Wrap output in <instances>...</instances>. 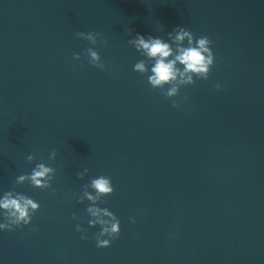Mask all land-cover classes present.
I'll return each instance as SVG.
<instances>
[{"label": "water", "instance_id": "1", "mask_svg": "<svg viewBox=\"0 0 264 264\" xmlns=\"http://www.w3.org/2000/svg\"><path fill=\"white\" fill-rule=\"evenodd\" d=\"M176 27L212 41L214 66L173 108L127 41ZM78 31L100 34L103 70ZM40 162L49 189L15 183ZM101 175L114 192L97 206L120 220L107 248L77 203ZM12 190L40 209L0 230V264H264V0H0V197Z\"/></svg>", "mask_w": 264, "mask_h": 264}, {"label": "clouds", "instance_id": "2", "mask_svg": "<svg viewBox=\"0 0 264 264\" xmlns=\"http://www.w3.org/2000/svg\"><path fill=\"white\" fill-rule=\"evenodd\" d=\"M131 31L126 29L129 35H131ZM75 35L92 45L84 53L88 63L103 70L105 64L101 61L99 53L94 50L100 34L94 31L88 33L78 31ZM103 43L106 45L107 41H103ZM211 43L212 41L207 36L194 38V35L185 27H176L167 33V41L159 37L154 38L151 35L145 37L140 34H136L127 41V44L145 58L135 63L134 71L141 75H147V83L153 90H159L160 95L169 100L173 108L180 106L175 98L179 95V89L182 86L193 85L196 82L194 77L199 80L208 79L210 70L214 66ZM73 59L79 60L80 55L74 54ZM149 65H151L150 68ZM215 87L219 89L220 85L217 84ZM56 156L57 150L53 149L49 153V161L55 160ZM34 159V155L29 154L26 162L31 163ZM87 172L88 169L85 168L82 172L77 173V178L83 179ZM54 175V167L46 166L45 162H40L35 165L30 174L16 177L15 183L23 185L27 182L32 187L45 190L51 187ZM113 192L111 178L101 175L91 178L90 183L84 184L81 195L77 197V203H83L84 200L90 202L86 207V212L90 217L88 225L89 227L97 225L100 227V231L95 234L96 247L98 248L109 247L112 241L120 236L118 217L107 208L97 206L98 202H104L103 197L110 196ZM39 209V203L26 195L14 190L5 191L0 197V212L4 219V222L0 223V230L12 231L14 228L29 225ZM72 218L77 219L75 215ZM129 219L135 223L134 217ZM76 231L85 233L86 230L77 224ZM80 239L85 240L87 236L81 235Z\"/></svg>", "mask_w": 264, "mask_h": 264}]
</instances>
